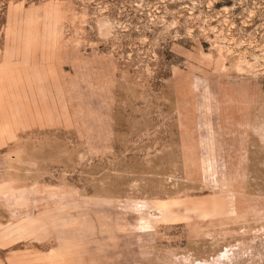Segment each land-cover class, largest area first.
Returning a JSON list of instances; mask_svg holds the SVG:
<instances>
[{
	"label": "rangeland",
	"instance_id": "obj_1",
	"mask_svg": "<svg viewBox=\"0 0 264 264\" xmlns=\"http://www.w3.org/2000/svg\"><path fill=\"white\" fill-rule=\"evenodd\" d=\"M0 264H264V0H0Z\"/></svg>",
	"mask_w": 264,
	"mask_h": 264
}]
</instances>
